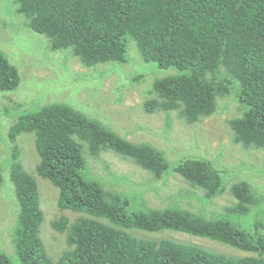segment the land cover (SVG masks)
Wrapping results in <instances>:
<instances>
[{
    "label": "trees",
    "instance_id": "16d2710c",
    "mask_svg": "<svg viewBox=\"0 0 264 264\" xmlns=\"http://www.w3.org/2000/svg\"><path fill=\"white\" fill-rule=\"evenodd\" d=\"M15 10L32 33L44 36L53 52L71 51L86 68L125 65L128 42L140 58L172 73L155 78L144 111L176 112L187 125L236 101L241 116L228 121L233 140L244 148H264V0H15ZM19 69L0 49V93L21 87ZM22 88V87H21ZM227 99L221 107L220 100ZM5 107L15 120L8 138L33 134L39 155L36 173L58 189L61 211L83 213L71 222L60 216L52 229L65 234L67 249L54 256L41 237L44 212L37 182L12 149L11 180L18 202L8 235L17 264H264V223L252 222L258 204L253 187H231L236 203L216 218L178 207L149 208L128 194L107 190L91 177L84 150L92 158L112 150L163 180L179 174L207 199L225 190L223 172L207 158L170 162L149 143H132L103 121L75 107L48 102L40 108ZM34 109V110H33ZM0 164V191L3 184ZM247 220V221H246ZM248 222V229H244ZM174 231L229 245L251 256L234 257L167 239L137 237ZM0 264H16L0 250Z\"/></svg>",
    "mask_w": 264,
    "mask_h": 264
},
{
    "label": "rangeland",
    "instance_id": "374dc122",
    "mask_svg": "<svg viewBox=\"0 0 264 264\" xmlns=\"http://www.w3.org/2000/svg\"><path fill=\"white\" fill-rule=\"evenodd\" d=\"M15 0H0V49L21 73L20 89L0 93V113L5 107L23 109L25 103L32 108L48 102L71 105L92 118H97L114 129L122 138L132 143H149L165 153L170 162L181 157L207 158L226 169L223 172L225 190L207 199L200 188L192 187L179 174L173 173L163 180H156L131 159L112 150L92 158L86 150L91 177L100 180L107 190L128 194L135 203L143 202L149 208L178 207L183 210L216 218L225 214V208L236 203L231 187L238 181L248 182L256 193L257 205L250 220L264 223V148H244L233 140L228 121L241 116L239 103L234 101L228 108L202 119L195 125H187L176 112L144 111L145 101L151 97L154 79L162 78L171 71L144 62L134 41L128 42V62L125 65L103 64L84 67L69 50L53 52L44 36L32 33L25 27L23 17L15 10ZM227 99L220 100L223 107ZM34 110V109H33ZM1 115V114H0ZM8 116H0V164L3 184L0 191V250L14 263V247L8 235L11 220L17 212L18 202L11 180L12 149L19 150V160L24 169L35 178L40 196L44 222L41 237L46 249L54 256L67 249L65 234L52 229L51 223L60 216L71 222L83 213L61 211L57 206L58 189L47 179L39 177L36 165L39 155L33 134H22L15 142L8 138L14 123ZM247 221V220H246ZM248 222L244 229H248ZM137 237L167 239L193 244L226 256L245 257L243 252L229 245L189 234L163 231L146 233L131 231ZM55 259V258H54Z\"/></svg>",
    "mask_w": 264,
    "mask_h": 264
}]
</instances>
